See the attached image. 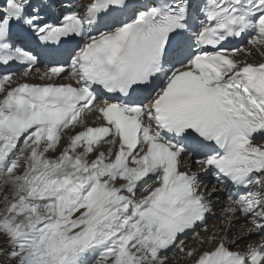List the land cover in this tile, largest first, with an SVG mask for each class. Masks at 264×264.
<instances>
[{
	"label": "snow or ice",
	"instance_id": "1",
	"mask_svg": "<svg viewBox=\"0 0 264 264\" xmlns=\"http://www.w3.org/2000/svg\"><path fill=\"white\" fill-rule=\"evenodd\" d=\"M13 68L0 264H264V0H0Z\"/></svg>",
	"mask_w": 264,
	"mask_h": 264
},
{
	"label": "bare ground",
	"instance_id": "2",
	"mask_svg": "<svg viewBox=\"0 0 264 264\" xmlns=\"http://www.w3.org/2000/svg\"><path fill=\"white\" fill-rule=\"evenodd\" d=\"M259 59V57H255V60H258ZM214 224V223H213ZM239 226V225H238ZM240 227V226H239ZM239 227H237V230L239 231ZM245 227H248V225H245ZM174 262V261H173ZM175 263V262H174Z\"/></svg>",
	"mask_w": 264,
	"mask_h": 264
},
{
	"label": "rangeland",
	"instance_id": "3",
	"mask_svg": "<svg viewBox=\"0 0 264 264\" xmlns=\"http://www.w3.org/2000/svg\"><path fill=\"white\" fill-rule=\"evenodd\" d=\"M174 262L176 263V261H174ZM174 262H173V263H174Z\"/></svg>",
	"mask_w": 264,
	"mask_h": 264
}]
</instances>
